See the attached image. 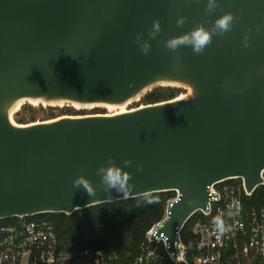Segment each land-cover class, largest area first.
<instances>
[{
    "label": "water",
    "instance_id": "1",
    "mask_svg": "<svg viewBox=\"0 0 264 264\" xmlns=\"http://www.w3.org/2000/svg\"><path fill=\"white\" fill-rule=\"evenodd\" d=\"M218 3L206 15V0H0V221L171 192L156 236L179 264V233L205 211L207 187L237 178L250 196L264 185V0ZM224 12L238 19L203 54L164 47ZM179 16L188 17L183 27ZM157 19L162 30L152 39ZM137 33L151 45L146 55ZM159 87L187 93L113 115L11 119L24 104L118 109ZM110 156L133 161L125 198L105 192L96 175ZM79 174L97 186L95 196L73 188Z\"/></svg>",
    "mask_w": 264,
    "mask_h": 264
},
{
    "label": "built area",
    "instance_id": "2",
    "mask_svg": "<svg viewBox=\"0 0 264 264\" xmlns=\"http://www.w3.org/2000/svg\"><path fill=\"white\" fill-rule=\"evenodd\" d=\"M207 194L205 211L190 218L194 221L190 234L197 252L193 264H264V207L245 204L251 195L245 194L242 180L237 178L212 184L207 187ZM165 211L146 231L144 241L130 258L115 251L61 248L53 225L43 215L8 219L0 225V264H173L167 252V239L163 234L156 236ZM217 215L223 217L228 227L222 235L213 228L212 220ZM182 230L178 262L187 264Z\"/></svg>",
    "mask_w": 264,
    "mask_h": 264
},
{
    "label": "trees",
    "instance_id": "3",
    "mask_svg": "<svg viewBox=\"0 0 264 264\" xmlns=\"http://www.w3.org/2000/svg\"><path fill=\"white\" fill-rule=\"evenodd\" d=\"M172 88L153 89L143 97L144 105L176 99ZM16 124L22 125L19 119ZM28 124V122H26ZM174 193H157L114 203L92 206L71 215L45 214L55 229L57 244L61 248H86L104 252H118L125 258L136 253L144 241L146 231L158 222L164 214L167 201ZM248 207H264V185L254 190L245 199ZM8 220L0 221V225ZM191 219L185 224L181 239L186 247L185 260L193 264L197 256L192 237Z\"/></svg>",
    "mask_w": 264,
    "mask_h": 264
},
{
    "label": "clouds",
    "instance_id": "4",
    "mask_svg": "<svg viewBox=\"0 0 264 264\" xmlns=\"http://www.w3.org/2000/svg\"><path fill=\"white\" fill-rule=\"evenodd\" d=\"M218 8V0H206L204 12L206 15H211ZM237 19L238 18L232 12H224L213 21L210 27H206L203 23H197L189 31L165 40L163 42L164 47L172 52H175L182 47H190L193 54H203L205 49L212 44L213 37L218 36L223 38L226 33L232 30L234 22ZM187 20V16H179L176 20V24L178 27H183ZM161 30L160 21L158 19L154 20L152 22L151 28L147 30L148 36L152 39H155ZM250 31L251 29H249V32ZM256 31H261L260 26L256 27ZM135 42L143 54H148L151 45L148 40L143 38V33L136 34ZM243 45L245 48L250 46L248 34H245L243 37ZM223 86L228 87L227 84ZM132 163L133 161L130 158H125L121 166L115 162L114 157L110 156L104 163L100 164V166L96 169V175L100 177V186L103 187L105 192H111L112 190H115L118 193H123L125 198L127 194L132 191L134 187V185L131 183L132 174L131 172L125 170L127 167H130ZM136 170L138 172L142 171L143 166L139 164L136 165ZM73 188H83L89 194V196H95L97 192V186L94 185L93 182L83 174H79L73 180ZM212 224L214 230L218 234L222 235L228 231V227L226 226L221 215L213 217Z\"/></svg>",
    "mask_w": 264,
    "mask_h": 264
},
{
    "label": "rangeland",
    "instance_id": "5",
    "mask_svg": "<svg viewBox=\"0 0 264 264\" xmlns=\"http://www.w3.org/2000/svg\"><path fill=\"white\" fill-rule=\"evenodd\" d=\"M172 89H173V95H176L177 97H182L187 93L186 90L181 88H172ZM143 97L131 104L125 105L123 107V111H129L137 107L143 106L144 105V101L142 100ZM114 112H116L114 111V109L112 110L107 108L80 109V108H75L73 106L46 107L41 105L24 104L16 110V112L11 116V119L14 122L20 119L23 123L22 125H24L26 124V122L28 123L42 122V121H48L51 119L59 118L62 116L108 115ZM171 200L167 201V203L170 202Z\"/></svg>",
    "mask_w": 264,
    "mask_h": 264
},
{
    "label": "bare ground",
    "instance_id": "6",
    "mask_svg": "<svg viewBox=\"0 0 264 264\" xmlns=\"http://www.w3.org/2000/svg\"><path fill=\"white\" fill-rule=\"evenodd\" d=\"M178 98H180V97H177L176 99H178ZM32 105H36V104H32ZM73 107L78 108V107H76V106H73ZM107 109H112V110H113V108H107ZM114 111H116V112L111 113V114H108V115H113V114H118V113H123V112H125V111H123V107L118 108V109H116V110L114 109Z\"/></svg>",
    "mask_w": 264,
    "mask_h": 264
}]
</instances>
